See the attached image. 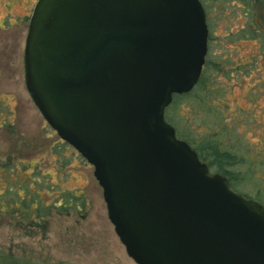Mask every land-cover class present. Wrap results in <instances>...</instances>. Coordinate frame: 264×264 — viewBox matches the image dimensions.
<instances>
[{
    "label": "water",
    "instance_id": "obj_1",
    "mask_svg": "<svg viewBox=\"0 0 264 264\" xmlns=\"http://www.w3.org/2000/svg\"><path fill=\"white\" fill-rule=\"evenodd\" d=\"M207 51L199 0H35L23 81L88 164L135 264H264V205L234 190L164 120Z\"/></svg>",
    "mask_w": 264,
    "mask_h": 264
},
{
    "label": "rangeland",
    "instance_id": "obj_2",
    "mask_svg": "<svg viewBox=\"0 0 264 264\" xmlns=\"http://www.w3.org/2000/svg\"><path fill=\"white\" fill-rule=\"evenodd\" d=\"M34 2L0 0V163L7 161L13 167L12 172L0 177V190L18 182L49 209L42 221L31 224L17 222L12 210L0 214V255L27 264H135L126 255L107 218L92 166L78 157L74 149L71 152L70 145L62 150L66 163L59 165L53 147L61 140L42 118L25 89L23 45ZM232 20V26L239 24L240 20ZM226 23L227 20L220 21L215 33L225 34ZM227 45L229 51H235L241 59H249L256 52L253 41ZM257 61L247 75L232 72L229 77L218 78L227 85L229 107H242L264 123V55ZM176 111L189 128L201 130L200 114L192 118L187 104H179ZM245 135L252 144L260 139L264 144L260 127L254 126ZM64 193L82 196L83 208L60 210ZM20 195L25 193L20 192Z\"/></svg>",
    "mask_w": 264,
    "mask_h": 264
},
{
    "label": "trees",
    "instance_id": "obj_3",
    "mask_svg": "<svg viewBox=\"0 0 264 264\" xmlns=\"http://www.w3.org/2000/svg\"><path fill=\"white\" fill-rule=\"evenodd\" d=\"M199 1L207 25L204 62L193 87L187 92L172 94L170 103L164 109V120L173 127L175 136L195 151L210 172L222 173L234 190L264 205V144L261 139L257 144H252L245 135L255 126L262 129L264 136V123L242 107H229L227 85L218 78L229 77L232 72L247 75L258 64L257 58L264 55V0ZM233 18L240 20L237 26H232ZM224 20L228 21L225 24L226 33L218 35L215 27ZM242 41L256 44V52L249 59H241L239 54L235 55V51H229L227 44ZM183 103L192 112V118L200 114L199 132L189 128L185 120L176 114L179 104L181 106ZM232 110H235V114L230 115ZM258 144L262 147L257 148ZM67 147L69 144L62 140L53 147L58 154L59 165L66 163L62 150ZM12 171L13 167L7 161L0 163V177ZM25 187L16 182L0 190V214L12 210L15 220L21 224L42 221L49 207L35 198L31 191L28 193ZM20 192L25 195L21 196ZM61 199L64 202L59 204L60 210L67 211L71 207L80 210L84 206L80 195L64 193ZM0 264L27 263L0 255Z\"/></svg>",
    "mask_w": 264,
    "mask_h": 264
}]
</instances>
